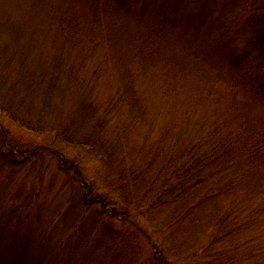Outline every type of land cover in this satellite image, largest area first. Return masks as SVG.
Instances as JSON below:
<instances>
[{"label": "rangeland", "instance_id": "obj_1", "mask_svg": "<svg viewBox=\"0 0 264 264\" xmlns=\"http://www.w3.org/2000/svg\"><path fill=\"white\" fill-rule=\"evenodd\" d=\"M227 1L0 0V264H160L157 256L213 264L231 249L249 252L245 242L236 250L227 240L223 256L210 253L209 238L186 247L173 242L176 205L138 203L133 194L143 197L144 189L126 194L135 198L131 206L120 189L130 172L158 177L162 154L177 157L170 145L186 131L200 138L201 113L186 114L193 84L199 98L207 97L205 85L213 90L210 81L217 92L226 88L221 95L242 97L216 78L235 76L229 51L240 57L264 28V0L242 6L221 27ZM60 8L70 10L61 9L66 19H81L73 26L77 38L57 22ZM92 36L89 55L80 43ZM143 38L153 51L137 58ZM180 66L186 73L178 78ZM249 67L237 71L249 72L254 84L257 66ZM250 111L264 117V99H253ZM251 206L239 214H255ZM252 254L253 262L264 261L260 251Z\"/></svg>", "mask_w": 264, "mask_h": 264}, {"label": "trees", "instance_id": "obj_2", "mask_svg": "<svg viewBox=\"0 0 264 264\" xmlns=\"http://www.w3.org/2000/svg\"><path fill=\"white\" fill-rule=\"evenodd\" d=\"M252 1L254 2V0H229V4L228 1L224 3L219 18L221 27L227 18L230 17L231 20L233 14L237 13L242 6L247 7L245 5H249ZM61 9L70 11L65 8L57 10L56 15H59L57 22L60 27L66 24L72 37L77 38L75 35L78 30L73 26L81 19L75 21L66 19L69 17L60 14ZM88 13L93 14L90 16L94 18L89 24L95 27L99 25L100 19L98 21L95 19L100 18L96 11L92 10ZM82 19L84 20V17ZM51 20L54 24L55 20L52 16L46 19L48 22ZM67 28L63 27V32ZM255 36L251 44L244 48L243 52L246 53L242 54V52L240 57H238L237 49L229 51L227 63L232 70H236L235 76L231 77L233 79L229 80L230 78L219 75L216 78L220 82L223 81L222 85L225 87L229 88L230 85L233 92L241 94L242 97L221 95L220 91L226 88H220L217 92L216 84L210 81L214 86L213 90L210 91L212 88H208V84L205 85L202 91L207 97L199 98V84H193L191 100L188 99L186 106V114L192 117V114L201 113L199 121L202 135L200 138H194L192 131H186L184 138L179 137L176 144L170 145L171 152L179 150L177 157L171 155V159H167L168 156L162 154L164 158L160 165L163 169L158 177L155 174L149 181H145L144 173L134 179L133 172H130L129 178L132 181H140L141 186L145 187L137 186L136 190L134 185L129 184L127 180L129 178H126L125 185L120 187L121 192L125 190L124 202L131 206L137 205L135 198L138 203H146L150 208L156 206L163 209L176 205V208L171 211L174 218H171V223L179 220L177 223L179 225L177 226L178 232L174 233L173 242L181 240L186 247L209 238L208 247L215 248L210 253L219 256L227 253V251L220 253V249H225L227 240L230 244L238 243L236 250L242 242L252 246L247 254L231 249L228 254L230 257L222 258L224 261L220 260L213 264H258L252 260L253 249L256 252L260 251L264 259V213L261 214L264 210V117H254L250 111L253 99H264V55L260 54V52L264 54V28L257 30ZM148 38L153 39L152 35ZM94 39L95 37L92 36L89 42L87 39L81 42V51L89 52V55L94 53ZM139 42L142 46L148 44L146 38ZM148 45L151 50L150 44ZM149 50L147 46L142 47L137 51L139 52L137 58L153 51ZM256 52L258 55L254 58ZM252 56L254 60H251ZM100 59L101 57L98 58ZM141 62L146 65L151 64L148 58H143ZM242 63L250 65L248 71H253L257 66L256 71H253L257 83L251 84L249 72L247 76L246 72L237 71ZM176 70L178 78L186 73L185 66H180ZM89 143L87 141L85 144L89 145ZM66 165L67 161L61 159L60 167L67 170L69 166ZM72 165L75 167V164ZM144 189L147 194L143 197L140 193L133 194L134 199L126 195L131 192H141ZM89 194L90 189L84 193L86 204H90L93 200ZM99 202L103 203L104 208L107 207L106 200L101 199ZM251 205H253L255 214L250 212L249 217H242L238 210L244 215L247 208L252 207ZM139 209L142 208L139 206ZM261 234L260 239H257ZM216 244H221V246H214ZM160 257L157 256L160 264H171ZM261 264H264V261Z\"/></svg>", "mask_w": 264, "mask_h": 264}]
</instances>
